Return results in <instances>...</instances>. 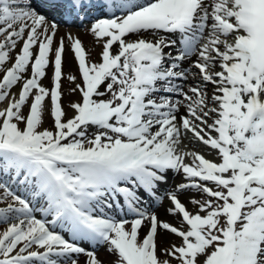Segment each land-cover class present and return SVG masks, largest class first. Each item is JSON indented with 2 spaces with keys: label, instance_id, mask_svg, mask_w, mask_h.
I'll list each match as a JSON object with an SVG mask.
<instances>
[{
  "label": "snow or ice",
  "instance_id": "6c2138e0",
  "mask_svg": "<svg viewBox=\"0 0 264 264\" xmlns=\"http://www.w3.org/2000/svg\"><path fill=\"white\" fill-rule=\"evenodd\" d=\"M0 264H264V0H0Z\"/></svg>",
  "mask_w": 264,
  "mask_h": 264
},
{
  "label": "bare ground",
  "instance_id": "6f19581e",
  "mask_svg": "<svg viewBox=\"0 0 264 264\" xmlns=\"http://www.w3.org/2000/svg\"><path fill=\"white\" fill-rule=\"evenodd\" d=\"M68 30H70V31L75 30V31H72L73 34L78 35L80 37V39L82 40L86 49L91 46L93 38L89 35H85L81 29H75V27H73V28L68 29ZM60 31H61V34H63L66 31V29L64 27H61ZM97 51H98V49H97ZM65 70L71 71V72H75V70H76V65H75L74 61L71 59V56L68 57Z\"/></svg>",
  "mask_w": 264,
  "mask_h": 264
},
{
  "label": "rangeland",
  "instance_id": "374dc122",
  "mask_svg": "<svg viewBox=\"0 0 264 264\" xmlns=\"http://www.w3.org/2000/svg\"><path fill=\"white\" fill-rule=\"evenodd\" d=\"M47 123V122H46Z\"/></svg>",
  "mask_w": 264,
  "mask_h": 264
}]
</instances>
